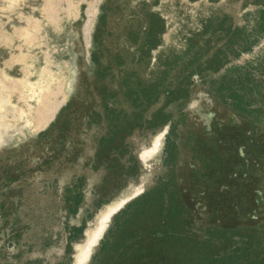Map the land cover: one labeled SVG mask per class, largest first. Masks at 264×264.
I'll use <instances>...</instances> for the list:
<instances>
[{
  "label": "rangeland",
  "instance_id": "1",
  "mask_svg": "<svg viewBox=\"0 0 264 264\" xmlns=\"http://www.w3.org/2000/svg\"><path fill=\"white\" fill-rule=\"evenodd\" d=\"M145 193L102 264H264V0H0V264H99Z\"/></svg>",
  "mask_w": 264,
  "mask_h": 264
},
{
  "label": "trees",
  "instance_id": "2",
  "mask_svg": "<svg viewBox=\"0 0 264 264\" xmlns=\"http://www.w3.org/2000/svg\"><path fill=\"white\" fill-rule=\"evenodd\" d=\"M150 195L151 193L140 195L121 211L119 216L122 220L116 223L102 242L100 257L97 261L99 264L111 258L119 246L126 245L129 235L134 237L133 243L137 245L138 251H140L142 244L148 245L149 249H157L160 246L161 240L154 233V230L158 227L166 228L172 224L171 217L175 216L177 205L170 206V213L165 214L166 219H162L159 217L162 210L158 209V203L153 201ZM152 233L154 234L152 235ZM126 248L127 246L123 247L122 252L117 254L118 257L125 258L123 263L128 260Z\"/></svg>",
  "mask_w": 264,
  "mask_h": 264
},
{
  "label": "bare ground",
  "instance_id": "3",
  "mask_svg": "<svg viewBox=\"0 0 264 264\" xmlns=\"http://www.w3.org/2000/svg\"><path fill=\"white\" fill-rule=\"evenodd\" d=\"M53 106V105H52ZM47 108V107H46ZM50 111H51V109H50ZM49 112V111H48ZM52 112V111H51ZM49 114V113H48ZM124 201V200H123ZM126 201V200H125ZM118 204V203H117ZM117 209V205L116 206H109V207H107V209H106V211H105V213H104V218H103V222H102V225L99 227V230L97 231V236H96V238L99 236V234H100V232L103 230V228L105 227V224H106V222L108 221V219H109V217H110V215L115 211ZM96 238L93 240V241H95L96 240ZM93 243V242H92Z\"/></svg>",
  "mask_w": 264,
  "mask_h": 264
}]
</instances>
